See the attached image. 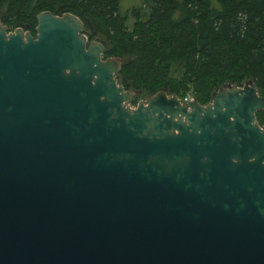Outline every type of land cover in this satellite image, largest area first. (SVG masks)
<instances>
[{
    "label": "water",
    "instance_id": "obj_1",
    "mask_svg": "<svg viewBox=\"0 0 264 264\" xmlns=\"http://www.w3.org/2000/svg\"><path fill=\"white\" fill-rule=\"evenodd\" d=\"M0 21V264H264V96L118 82L76 15Z\"/></svg>",
    "mask_w": 264,
    "mask_h": 264
},
{
    "label": "trees",
    "instance_id": "obj_2",
    "mask_svg": "<svg viewBox=\"0 0 264 264\" xmlns=\"http://www.w3.org/2000/svg\"><path fill=\"white\" fill-rule=\"evenodd\" d=\"M143 1L147 13L122 11L120 0H0V21L35 36L38 13L76 15L103 58L122 59L118 82L138 98L164 90L206 105L215 90L247 80L264 96V0ZM257 120L264 126V110Z\"/></svg>",
    "mask_w": 264,
    "mask_h": 264
},
{
    "label": "rangeland",
    "instance_id": "obj_3",
    "mask_svg": "<svg viewBox=\"0 0 264 264\" xmlns=\"http://www.w3.org/2000/svg\"><path fill=\"white\" fill-rule=\"evenodd\" d=\"M214 4H215V1H214ZM120 5L122 8V11H126V10H129L130 8L137 7V8H142L144 13L148 12V8L145 5L143 0H120ZM128 22H129V26H131L133 24V18L129 17ZM138 96L135 97L136 103H133L131 100L130 102H128V105L131 107H135L139 100H145L146 98V96H142L141 98H138Z\"/></svg>",
    "mask_w": 264,
    "mask_h": 264
},
{
    "label": "built area",
    "instance_id": "obj_4",
    "mask_svg": "<svg viewBox=\"0 0 264 264\" xmlns=\"http://www.w3.org/2000/svg\"><path fill=\"white\" fill-rule=\"evenodd\" d=\"M193 98L191 96H185L181 101L182 102H185V101H189V100H192Z\"/></svg>",
    "mask_w": 264,
    "mask_h": 264
},
{
    "label": "flooded vegetation",
    "instance_id": "obj_5",
    "mask_svg": "<svg viewBox=\"0 0 264 264\" xmlns=\"http://www.w3.org/2000/svg\"><path fill=\"white\" fill-rule=\"evenodd\" d=\"M35 37V36H34Z\"/></svg>",
    "mask_w": 264,
    "mask_h": 264
}]
</instances>
